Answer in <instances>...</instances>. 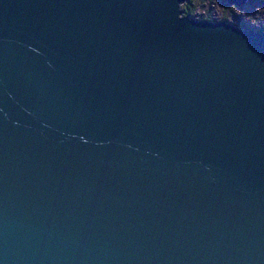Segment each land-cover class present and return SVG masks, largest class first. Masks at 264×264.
Listing matches in <instances>:
<instances>
[{
  "label": "water",
  "instance_id": "water-1",
  "mask_svg": "<svg viewBox=\"0 0 264 264\" xmlns=\"http://www.w3.org/2000/svg\"><path fill=\"white\" fill-rule=\"evenodd\" d=\"M183 1L0 0V264H264V30Z\"/></svg>",
  "mask_w": 264,
  "mask_h": 264
},
{
  "label": "rangeland",
  "instance_id": "rangeland-1",
  "mask_svg": "<svg viewBox=\"0 0 264 264\" xmlns=\"http://www.w3.org/2000/svg\"><path fill=\"white\" fill-rule=\"evenodd\" d=\"M181 4L182 7L184 3ZM190 6L194 10L192 17L197 20L209 19L206 16L210 15L212 21H226L238 26L234 20L240 19L248 29H264V0H243L241 4L235 0H190Z\"/></svg>",
  "mask_w": 264,
  "mask_h": 264
},
{
  "label": "trees",
  "instance_id": "trees-1",
  "mask_svg": "<svg viewBox=\"0 0 264 264\" xmlns=\"http://www.w3.org/2000/svg\"><path fill=\"white\" fill-rule=\"evenodd\" d=\"M260 1V0H258ZM181 11H182V14L183 15H189V16H194V10L192 9V7L190 6V0H188L182 7H181ZM206 17H208L209 19H206V20H209V21H212L211 18H210V15H207ZM201 19H203V16H201ZM239 27L241 28H248L246 27V25H244V23L240 20V19H235L234 20ZM264 29H260L259 31H263Z\"/></svg>",
  "mask_w": 264,
  "mask_h": 264
},
{
  "label": "bare ground",
  "instance_id": "bare-ground-1",
  "mask_svg": "<svg viewBox=\"0 0 264 264\" xmlns=\"http://www.w3.org/2000/svg\"><path fill=\"white\" fill-rule=\"evenodd\" d=\"M187 1H188V0H184L183 3L185 4ZM181 5H182V4H180V9H181Z\"/></svg>",
  "mask_w": 264,
  "mask_h": 264
}]
</instances>
